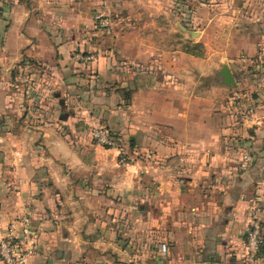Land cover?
Returning a JSON list of instances; mask_svg holds the SVG:
<instances>
[{"label": "crops", "instance_id": "0c3cea01", "mask_svg": "<svg viewBox=\"0 0 264 264\" xmlns=\"http://www.w3.org/2000/svg\"><path fill=\"white\" fill-rule=\"evenodd\" d=\"M258 196L264 0H0V244L33 243L27 264H250Z\"/></svg>", "mask_w": 264, "mask_h": 264}, {"label": "built area", "instance_id": "2783aa9c", "mask_svg": "<svg viewBox=\"0 0 264 264\" xmlns=\"http://www.w3.org/2000/svg\"><path fill=\"white\" fill-rule=\"evenodd\" d=\"M97 21L102 28L109 29L110 22L104 16L99 15ZM96 140L105 146L114 148L120 152L122 160L125 159L126 151L121 139H115L108 131L98 130L95 132ZM253 161L252 157L246 155L243 158V166L247 168ZM247 262L254 263L261 254L264 246V197L258 196L252 202L249 229L247 233ZM33 243L23 245L14 237H9L0 244V257L4 264H27L29 258L34 254Z\"/></svg>", "mask_w": 264, "mask_h": 264}, {"label": "water", "instance_id": "95a60500", "mask_svg": "<svg viewBox=\"0 0 264 264\" xmlns=\"http://www.w3.org/2000/svg\"><path fill=\"white\" fill-rule=\"evenodd\" d=\"M222 77L225 80V84L227 86H235V80L230 72V70L228 68H225L222 72ZM206 264H215V263H206Z\"/></svg>", "mask_w": 264, "mask_h": 264}, {"label": "rangeland", "instance_id": "374dc122", "mask_svg": "<svg viewBox=\"0 0 264 264\" xmlns=\"http://www.w3.org/2000/svg\"><path fill=\"white\" fill-rule=\"evenodd\" d=\"M185 2H186V1H185ZM124 6H125V5H124ZM123 8H124V7H123ZM121 12H129V11L126 10V9H122ZM117 15L119 16L120 14H117ZM117 15H116V16H117ZM127 15L129 16V14H127ZM107 16H108L107 18H108L110 21H111V20H112V21L117 20V17H116L113 13H112V14L109 13V14H107ZM129 17H130V16H129ZM128 19H129V18H128ZM112 21H111V22H112ZM112 30H113V29H112ZM108 37H109V36H108ZM39 73H40V72H39ZM39 73H38V76H39ZM38 102H39V101H38Z\"/></svg>", "mask_w": 264, "mask_h": 264}]
</instances>
